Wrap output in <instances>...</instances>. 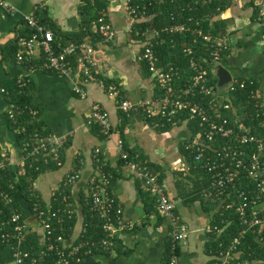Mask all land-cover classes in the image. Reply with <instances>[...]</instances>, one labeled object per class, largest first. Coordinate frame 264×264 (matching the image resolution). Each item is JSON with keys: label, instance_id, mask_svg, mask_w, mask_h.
I'll return each mask as SVG.
<instances>
[{"label": "built area", "instance_id": "1", "mask_svg": "<svg viewBox=\"0 0 264 264\" xmlns=\"http://www.w3.org/2000/svg\"><path fill=\"white\" fill-rule=\"evenodd\" d=\"M254 4L256 21L264 34V0H254ZM0 8L8 15L14 13V8L3 0H0ZM126 11L133 23L146 20L145 11L139 14L137 9L128 5ZM23 22L29 34L18 38L15 61L29 66L27 67L29 70L37 68L68 79L72 83L73 93L80 99H86L85 87L92 81V73L96 67L94 46L88 40L71 42L65 46H61L59 42L54 45L55 40L51 31L47 30L33 14L25 16ZM184 30L183 25H177L170 27L169 32ZM96 31L101 38L100 42L104 44L112 42L116 36L105 12L100 13L97 18ZM153 35L157 33L153 32ZM197 35L202 39L206 57L195 60L190 48L183 50L186 56L191 57L189 67L192 74L173 98L163 97L137 103L129 100L116 101V85L111 84L106 90L101 82L98 85L115 99L117 109L125 115L134 109H140L145 120L172 122L179 114L187 113L186 120L192 119L196 122L199 133L185 149L193 153V160L207 174L206 194L216 203V211L219 208L231 211L240 227L227 244L220 245L222 247L220 250L210 252L211 262L257 264L241 261L238 248L248 233L259 235L264 228V215L260 210L264 202V134L251 135L243 127L239 117L233 118L230 122L223 116V112L231 108V95L236 90L245 89L247 82L250 86L253 82L231 80L224 94L217 87L208 85L210 67L220 63L221 55L226 52L228 44L226 36L210 38L200 31H197ZM36 50L41 54L38 62L35 60ZM139 60L146 64L158 89L169 91L175 81H180V74L176 68L163 69L158 66L150 40L144 43ZM28 83L27 76H18L15 80L18 93H23ZM1 92L5 93L4 90ZM250 94L255 98V91ZM202 98L210 99L205 104L199 101ZM259 105L256 103L255 108H259ZM25 112L32 118L37 117V111L32 107L14 105H8L5 116L16 124L17 117ZM158 122L154 121L152 125L156 127ZM87 123L98 126L106 138L110 136L111 124L108 114L98 105L90 106ZM13 132L23 135L20 143L21 159L16 164V170L24 164L32 168L34 164L41 162L61 165L64 137L36 130L27 132L24 126H16ZM115 149L119 161L152 197L157 215L169 225L168 264H180L179 247L186 241L190 230L177 213V203L169 199L164 182L156 173L145 164L128 158L120 139L116 141ZM92 162L94 174L88 180V195L84 201L88 209V218L100 222V229L104 233L100 238L85 237L88 223L82 222L78 240L70 239L72 229L70 233H65L63 228L66 222L71 221L76 215L75 205L67 195L62 194L65 188L72 186L80 177L75 166L62 179L59 188L52 193V201H56V198L52 199L55 193L60 199L58 201L60 205L54 210H51L50 202L43 206L32 188L30 207L25 208L23 214L18 208L13 207L12 197L0 185V204L8 211L7 219L0 222V244L9 245L11 254L9 264H90L86 262L97 254L112 251L115 243L121 239V234L133 229L134 223L122 219L121 209L111 195L110 188L114 177L111 171L106 170L108 166L101 148L96 147L93 150ZM9 168V157L0 154V183ZM35 170L37 171L38 167H35ZM85 217L86 215L82 213V218ZM205 232L217 238L222 229L208 226ZM31 236L36 243L32 242ZM256 241L259 244L264 243L262 238L256 237Z\"/></svg>", "mask_w": 264, "mask_h": 264}, {"label": "crops", "instance_id": "2", "mask_svg": "<svg viewBox=\"0 0 264 264\" xmlns=\"http://www.w3.org/2000/svg\"><path fill=\"white\" fill-rule=\"evenodd\" d=\"M14 8L12 15L0 8V154L9 157L10 171L15 172L21 153L16 136L5 119L8 99L1 90H7L18 76H27L32 84L31 103L40 114L49 134L65 138L66 147L62 166L44 173L51 178L43 192L33 183V190L40 200L48 203L52 193L60 186L62 179L79 160L80 177L69 188V198L75 205V223L70 233L71 240H78L82 224V204L88 195V180L94 174L92 152L101 148L104 160L115 177L110 188L116 205L121 209L122 219L133 222L132 230L121 234L112 251L97 254L86 263L90 264H163L169 245V225L161 219L154 209L152 197L143 189L140 182L130 174L127 167L119 162L115 143L122 139L129 150L138 158L157 165L163 174L167 196L177 203V213L189 227L186 241L179 247L180 264H210V244L216 238L205 232L211 226L212 213L216 206L206 194L207 185L199 172L195 173L183 159L179 144L185 140L193 142L189 120L174 124L167 131L150 125L140 109L130 114H122L117 109L115 99L111 98L96 81H91L86 89V99L78 98L72 91V83L59 75L41 69L29 70L10 57L19 37L28 36L23 18L33 14L45 28L57 29L54 37L61 43L69 41L81 28L82 16L78 12L81 0H3ZM228 7L215 19L225 20L227 56L219 65L229 72L231 80H253L258 87L255 98L259 109L264 113V34L254 17V0H229ZM105 15L116 33L112 42L100 41L92 44L95 48L94 75L96 78L112 81L119 86L122 100L132 103L153 100L156 88L150 75L142 70L139 56L145 42L132 35L133 22L126 11L127 0H106ZM95 26L91 24V30ZM54 39V40H55ZM38 62L40 52L36 50ZM217 80V78H216ZM224 94L225 87L218 88ZM98 105L108 114L111 124L110 136L100 139L93 124L87 123L90 106ZM264 124V122H263ZM264 215V202L261 207Z\"/></svg>", "mask_w": 264, "mask_h": 264}, {"label": "trees", "instance_id": "3", "mask_svg": "<svg viewBox=\"0 0 264 264\" xmlns=\"http://www.w3.org/2000/svg\"><path fill=\"white\" fill-rule=\"evenodd\" d=\"M229 2V0H128L127 5L129 7L137 9V13L139 14L142 11H145L146 18V20L133 23V37L140 42H145L146 36L153 34V32H156L157 35H152L148 40H150V42L153 44V50L157 57L158 66L163 69H166L168 67L176 68L180 74V81H175L169 91H164L155 87V99L163 97L167 99L173 98L177 94L182 84L191 77L192 73L189 67V60L191 57L186 56L183 53V50L185 48H190L192 50L193 58L195 60H200L202 57H206L202 39L197 35V31H200L203 35H208L210 38H221L225 36L227 27L226 21L215 18L228 7ZM107 6L108 4L106 0H81L78 12L82 16H84V19H82L81 28L74 34V36L72 38L68 37V42L61 43L60 40H56L54 38L57 35L56 28H46L47 30L51 31L53 38L55 39L54 45L59 42L61 46H65L71 42H81L82 40H85L86 37L90 38L92 44L100 41L101 38L96 31V21L100 13L105 12ZM255 16L256 7L254 9V17ZM91 24H94L95 26L94 31L91 30ZM177 25H183L185 27V30L183 32H169L170 27ZM16 51L17 44L16 48H13L12 52L9 54L10 57H15ZM226 56L227 52L223 53L221 55V61H224ZM140 63L142 64L143 72L147 75H150L146 64L143 61H140ZM15 80L11 84V86L7 88V90H4L5 93H8V95H6L9 103L8 105L32 107L37 111V117L32 118L28 113L25 112L22 116L17 117L16 124H13L6 118L4 114L9 128L11 130H14L16 126H24L27 132L36 130L49 134V132L44 129L42 122L38 119L40 111L31 103L33 92L31 80H29V83L24 89L23 93H18ZM91 80L96 81L97 83L101 82L105 90L109 85L114 84L112 83V81L96 78L94 73H92ZM251 81L253 82L251 86L248 85L247 82V86L245 89L236 90L231 95V108L227 111H224L223 116L226 117L230 122H232L233 118L239 117L241 119V124L249 134L260 136L264 134V113L262 114L259 108H255V104H259V100L256 98H252L250 93L252 91L256 92V90H258V87L253 80ZM216 84V77H213L209 71L208 85L216 87ZM116 87V101H121L122 99L120 97L121 94L119 91V86L116 85ZM209 99L210 98H202L199 99V101L206 104ZM186 119H188V114L183 113L179 114L172 122H158L156 119L146 121L150 125H152L153 122L156 121V123L158 122L157 127H161V131H167L172 125L179 124ZM93 125L95 126V130L99 134L100 139H105L106 137L101 134L100 128L95 124ZM188 125L193 132L192 137L195 134L199 133V129L194 120L190 119L188 121ZM15 136L20 149V143L23 135L20 136L15 134ZM120 137L123 139L121 135ZM122 139L121 141L123 143V149L125 153H127L128 158L145 164L158 175L160 180H162L163 174L161 172V169L155 164H152L142 158H138L133 150H129L126 147ZM188 144L189 140L180 142L178 146L180 153L190 170L195 173L199 172L200 174H202V178L206 186L208 182V176L205 171L201 170L198 164L193 160V153H191L190 150L185 149ZM65 147L66 144L64 143V147L61 151L60 166H57V164L53 162H49L47 164L41 162L34 164L32 168H29L28 164H24L19 170H15L14 173L10 171V168L9 171H5L3 181L0 183V185L4 189H6L9 195L12 197L14 208H18L23 212V214L25 213V208L30 207L29 202L31 200L30 197L32 194L31 192L34 181L40 175L49 171H55L62 166ZM119 162L123 164L121 161ZM35 167H38L37 171L35 170ZM75 168L79 169V163L77 161L75 162ZM106 170L111 171L113 177H115L114 172L110 168L106 167ZM14 175H16V178L14 177ZM10 185L12 186L11 189ZM69 188L70 186L65 188L62 194H65L69 197ZM53 198H56V201L50 200L51 210H54L57 206L60 205L58 203L60 199L57 193L54 194V197H52V199ZM40 202L41 204H43V206L45 205L44 202ZM215 206L216 203H214L213 206H210V208H208V212L212 211ZM0 211L2 212L0 214V222L5 221L7 219V208H4L2 204H0ZM87 212L88 209L85 206V201H83L82 213L83 215H86V217L82 218V222L88 223L85 237H103L104 233L100 229L99 220L89 219L90 217L88 218ZM231 214V211L220 210V208L212 213L211 226L221 228L222 232L220 236L215 238L210 244V252L220 250L222 248L221 246L227 244L240 229L238 220L236 219V217H234V215ZM74 223L75 217L71 221L66 222L63 227L65 233H70V229L73 228ZM210 236L213 237V235L211 234ZM256 237L262 238L264 240V228L259 233V235L248 233L245 240L242 241L241 245L238 248V251H240L239 259L241 261L264 264V243L259 244L256 241ZM31 240L32 242L36 243V240L32 236ZM169 255L170 252L168 245L164 255L163 264H168ZM10 261L11 254L9 245L0 244V264H9ZM210 264H212V262Z\"/></svg>", "mask_w": 264, "mask_h": 264}, {"label": "water", "instance_id": "4", "mask_svg": "<svg viewBox=\"0 0 264 264\" xmlns=\"http://www.w3.org/2000/svg\"><path fill=\"white\" fill-rule=\"evenodd\" d=\"M214 75L217 78V84L216 87H225L229 84L231 81V76L228 71H226L224 68L221 66H217L214 68Z\"/></svg>", "mask_w": 264, "mask_h": 264}, {"label": "rangeland", "instance_id": "5", "mask_svg": "<svg viewBox=\"0 0 264 264\" xmlns=\"http://www.w3.org/2000/svg\"><path fill=\"white\" fill-rule=\"evenodd\" d=\"M220 63L216 64V65H219ZM51 178V175L50 174H47V175H40L38 178H37V186L40 187V189L45 192V187L47 185V183L49 182V179Z\"/></svg>", "mask_w": 264, "mask_h": 264}]
</instances>
